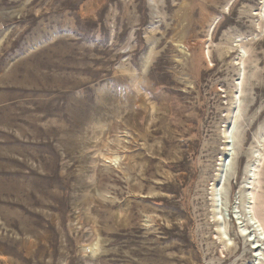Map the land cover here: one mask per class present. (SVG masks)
Listing matches in <instances>:
<instances>
[{
  "label": "rangeland",
  "instance_id": "rangeland-1",
  "mask_svg": "<svg viewBox=\"0 0 264 264\" xmlns=\"http://www.w3.org/2000/svg\"><path fill=\"white\" fill-rule=\"evenodd\" d=\"M263 240L264 0H0V264Z\"/></svg>",
  "mask_w": 264,
  "mask_h": 264
},
{
  "label": "bare ground",
  "instance_id": "bare-ground-1",
  "mask_svg": "<svg viewBox=\"0 0 264 264\" xmlns=\"http://www.w3.org/2000/svg\"><path fill=\"white\" fill-rule=\"evenodd\" d=\"M228 142V141H227ZM228 147V146H227ZM229 151V150H228ZM221 160V163L219 164L220 165V167H224V165H225V161L223 160V158H221L220 159ZM219 178H218V180H220L221 179V175L220 176H218ZM220 182H221V180H220ZM261 236V235H260ZM260 240H262L261 238H259ZM262 242H264V240L262 241ZM261 246V245H260ZM263 248V247H262ZM257 250L259 249V247L258 248H256ZM256 249L254 250V251H256ZM260 250V249H259ZM262 250V249H261ZM263 250H264V248H263Z\"/></svg>",
  "mask_w": 264,
  "mask_h": 264
}]
</instances>
